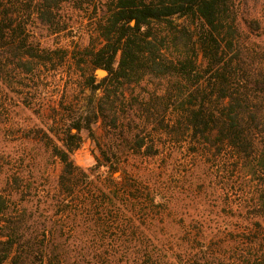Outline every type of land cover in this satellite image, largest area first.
<instances>
[{"label": "rangeland", "instance_id": "374dc122", "mask_svg": "<svg viewBox=\"0 0 264 264\" xmlns=\"http://www.w3.org/2000/svg\"><path fill=\"white\" fill-rule=\"evenodd\" d=\"M108 1L62 2L47 23L40 18L43 0H0L1 15L8 12L4 23L11 22L6 41L24 40L50 57L36 58L27 71L16 64L20 56L0 47V66L7 71L5 79L0 76V192L14 213L30 217L25 225L39 232L44 228L46 239L52 235L49 250L69 264H253L263 259L264 176L253 171V158L243 159L213 137L194 136L184 124V132L176 134L170 116L147 119L132 97L163 90L149 79L128 86L123 111L129 118L123 126L113 129L98 119L91 131L80 130L70 159L90 183L81 176L73 193L58 183L63 167L53 148L61 146L67 131L77 132L72 122L93 109L102 94L101 89L92 92L87 78L99 82L106 75L97 79V67L84 53L104 42L98 27ZM236 11L238 46L245 57L240 75L252 87L253 73L264 67V0H238ZM137 129L144 138L141 148L131 138ZM110 141L120 155L112 178L94 167L99 148H108ZM255 143L261 147L264 138L255 136ZM129 178L140 183L139 189ZM77 212L86 215L88 235L102 236L93 237L85 258L69 237L76 234L70 223Z\"/></svg>", "mask_w": 264, "mask_h": 264}, {"label": "trees", "instance_id": "16d2710c", "mask_svg": "<svg viewBox=\"0 0 264 264\" xmlns=\"http://www.w3.org/2000/svg\"><path fill=\"white\" fill-rule=\"evenodd\" d=\"M65 1H76L81 5L91 0H43L41 20L52 23L53 8ZM237 2L108 1L107 15L98 27L104 42L84 53L90 66L107 71L99 82L93 76L87 78L92 92L101 89L102 94L93 109L86 110V115L72 122L77 132L67 131L61 138V146L54 147L52 152L63 167L58 183L68 188V193H73L74 181L81 176L86 184L91 179L70 159V152L79 146L80 130L91 131L92 124L98 119L113 129L123 126L129 118L123 111L128 86L146 79L163 87V90H154L149 97H140L139 100L132 97L147 119L163 121L170 116L174 118L171 128L176 134L184 132L181 128L184 124L187 132L194 136L206 140L213 137L243 159L253 158V171L257 169L264 176V143L261 147L255 143V136L264 138V67L253 73V85L248 87L240 75L245 57L244 50L238 46ZM7 13L5 17L0 13V47L14 57L20 56L16 64L31 71L33 60L50 57L48 53L38 54L34 46L24 40L14 45L13 41H6V29L11 26V22L4 23ZM181 18L183 20L178 21ZM22 55L30 59L23 60ZM5 73V66H0L3 79ZM140 132L137 129L131 137L137 148L144 144ZM107 145L108 148H99L94 167L108 172L112 178V173L118 169L120 155L114 141ZM129 180H133V185L139 189L138 181ZM128 184V188L132 186ZM156 197L152 195V201ZM24 213H14L12 204L0 192V264L8 258L10 264H69L61 258V253L49 250L52 235L46 239L44 228L39 232L25 225L30 217H25ZM84 216L80 212L74 214L70 227L76 229V234L68 235L81 246L80 258L89 255L87 250L93 237L102 238L85 232L88 224ZM253 264H264V258Z\"/></svg>", "mask_w": 264, "mask_h": 264}, {"label": "water", "instance_id": "95a60500", "mask_svg": "<svg viewBox=\"0 0 264 264\" xmlns=\"http://www.w3.org/2000/svg\"><path fill=\"white\" fill-rule=\"evenodd\" d=\"M132 23H133V21H132ZM95 75H96L97 79H100L103 76L107 75V71L101 67H97L95 69Z\"/></svg>", "mask_w": 264, "mask_h": 264}]
</instances>
